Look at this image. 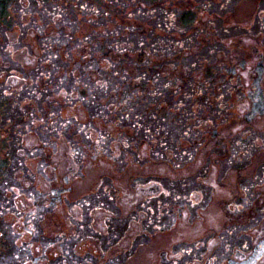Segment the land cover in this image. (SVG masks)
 I'll list each match as a JSON object with an SVG mask.
<instances>
[{
  "label": "flooded vegetation",
  "instance_id": "1",
  "mask_svg": "<svg viewBox=\"0 0 264 264\" xmlns=\"http://www.w3.org/2000/svg\"><path fill=\"white\" fill-rule=\"evenodd\" d=\"M250 8L245 23L247 36L227 40L242 41L244 46L242 62L239 68L234 67L242 91L227 94L244 95V104L234 108L236 114L234 104L216 109V124L210 125L208 132L202 129V139L195 149L198 156L177 161L168 148L156 156L155 144L169 139L160 131L162 140H157L159 128H155L153 115L145 119L135 110L109 109L110 113L117 112V120L99 129V189L92 187L91 160L86 163L76 158L77 162L60 173L56 111L50 113V136L39 131L40 127L45 129L39 124L45 113L44 85L51 79L52 87L55 80L58 84L59 51L54 38L52 46L23 47L10 53L16 59L14 63L22 67L20 77L12 79L24 92L21 99L31 108L26 115L23 110L20 143L25 150L20 165L25 171L20 173L19 200L10 197L7 207L10 229H16V224L35 228L33 234L22 235L21 245L25 247L21 264H57L59 240L78 236L83 240V251L72 249L70 262L67 256L71 246L61 245L65 264H264V0ZM51 9L54 12L48 15L46 28L57 26L62 22L59 15L64 16L57 8ZM50 34H54L52 30L48 38ZM11 46L18 45L14 42ZM19 56L24 59L19 60ZM100 67L99 79L94 80L102 92L107 86V66L100 63ZM49 92L51 99L58 100L53 89L46 94ZM218 97L222 99V95ZM70 114L71 122H78L76 110ZM82 132L90 137L98 130L91 125L79 126L78 133ZM42 135L47 142L41 141ZM48 143L55 148L51 156L37 154L39 148H48ZM212 145L217 153L211 151L212 155L206 156L207 146L213 150ZM129 148L136 162L133 157L128 161L129 154L121 157ZM85 151L90 158V150ZM172 160L177 163L172 165ZM139 161L144 163L139 165ZM172 168L182 172L173 173ZM65 180L71 181V187L60 192V183L66 184ZM73 185L79 188L72 189ZM60 195L69 205L81 200L83 204L60 205ZM44 224L47 231L37 237V230Z\"/></svg>",
  "mask_w": 264,
  "mask_h": 264
},
{
  "label": "rangeland",
  "instance_id": "2",
  "mask_svg": "<svg viewBox=\"0 0 264 264\" xmlns=\"http://www.w3.org/2000/svg\"><path fill=\"white\" fill-rule=\"evenodd\" d=\"M255 3H258V0H0V264H21L25 247L21 245L22 235L33 234L35 231L32 225L21 228L16 224V229H10L8 226L7 207L10 204V197L19 200L23 179L20 173L25 171L23 165H20L22 152L25 150L20 143L23 124H25L23 110L26 115L27 109H31L30 105H25V100L21 99L24 92L15 86L16 82L12 79L14 76L20 77L19 72L22 73V67L14 63L16 59H13L10 53L20 51L23 47L47 46V43L54 38V45L60 51L58 84L55 80L52 87V79L46 81L48 83L44 85L43 105L40 102L36 103L45 108L43 122L39 123L45 129L43 131L40 127L39 131L50 136L51 122H53L50 113L56 111V115H59L57 122L60 125L58 126L60 173H63L67 166H72V162H77V159L86 163L91 160L92 187L95 185V189H99V186L96 187V183H100L99 160L102 157V145L98 140L99 129L110 121L117 120V112L110 113L109 109L135 110V113H140L145 119L149 114L153 115L155 128H159L157 140H162L160 131L169 139L163 144H155L156 156L161 153L160 151L165 153V148H168L167 151L172 152L170 154L172 159L177 161L198 156L196 145L202 139L203 130L208 132L210 125L212 127L216 124V120L214 121L216 109L222 108L226 103L229 106L234 104L233 115L236 114L235 107L239 103L244 104V95L227 97V94L242 91L239 72H236L234 67L239 68L244 47L242 41L238 49L237 42L227 40L231 37L243 39L247 36L245 27L247 13ZM40 5L43 11L41 7L39 8ZM83 7H86V11ZM51 8H57L58 12H71L69 19L54 27L50 24L46 28L45 24L50 22L47 15L54 12ZM181 17L187 18L188 21L192 20L191 24L183 25ZM164 23H171L167 32L163 27ZM117 24L122 25L124 29L129 28L128 32L120 33L122 27ZM50 30L54 34L53 36L50 34L49 39ZM142 30L144 31L142 41L145 45L141 49L142 51L149 49L151 60L149 61H155V64L148 61L149 63L144 66L146 68L132 70L131 65L137 67L138 62L131 61V65L125 61L118 62L121 68L130 70V75L137 73L135 80L128 79L123 83L111 77L115 72L114 69L106 67V77L109 81L96 96L98 101H94L92 96L101 91V87L95 84L94 77L99 79L97 72L100 70V63L111 66L105 55L109 53L108 48L113 46L111 41L115 40V35L118 37L127 35L129 39L131 38L129 32L131 34L138 32L140 35ZM34 33L37 35L35 36ZM86 39L92 42L86 43ZM133 41L135 40H132V45ZM14 42L17 43L18 49L11 46ZM20 45L22 46L19 47ZM86 45H90L91 50H86L84 47ZM159 45L165 52H161L160 55L164 59L157 61L155 76L154 49H158ZM172 46L184 55L179 62H176L175 56L169 53ZM83 51H93L98 54L91 55L94 60L89 58L84 61ZM22 57L19 56L18 59L23 60ZM163 60L165 62H162ZM175 62L177 68L171 69V64ZM232 69L235 72H232ZM158 72L161 75H158ZM143 74H148L143 76L148 92L142 88L143 79L140 77ZM52 89L58 100L51 99L52 92L46 94L47 90ZM224 94L226 97L223 96ZM219 95H222L221 100H218ZM74 96L77 97L76 100H73ZM72 110H76L78 122H71L69 115H73L70 114ZM100 111L105 112L100 115ZM104 114H107V117L103 116ZM74 124L77 126H71ZM84 125L97 128V134L88 138L83 132L78 133L79 126ZM43 138L41 141L47 142V138L45 136ZM85 148L90 150V158ZM213 148L212 150L211 146H207L204 154L212 155L211 151L217 153L215 147ZM54 150L55 148L48 143V148H39L37 154H44L46 157L49 154L50 157ZM173 154L176 156L174 157ZM125 155L129 157L128 161L132 160V157L135 162L137 161L132 149L126 150L121 157ZM36 157L34 155L33 159ZM143 163L144 161H139V165ZM175 163L177 162L172 160V165ZM190 171L194 172L192 169ZM171 172H182V170L172 168ZM62 182L64 181L60 183V192L71 187V181L65 180L66 184ZM188 182L186 181V184ZM177 185L179 187V184ZM76 188L79 187L72 186V189ZM70 194L77 195L75 192ZM62 204L69 205L60 195V205ZM75 204L82 205L83 201ZM20 223L23 224L21 220ZM40 227L37 230L39 234L37 237H42L47 231L45 224V228L43 225ZM59 241L60 256L57 257V264L66 263L63 256L65 252L61 245L71 246L70 255L67 256L68 262L71 260L72 249L83 251L80 248L84 245L81 236L71 239L61 238Z\"/></svg>",
  "mask_w": 264,
  "mask_h": 264
},
{
  "label": "trees",
  "instance_id": "3",
  "mask_svg": "<svg viewBox=\"0 0 264 264\" xmlns=\"http://www.w3.org/2000/svg\"><path fill=\"white\" fill-rule=\"evenodd\" d=\"M182 18L183 17H181V19ZM191 22H192V20L188 21L187 18H183V21L181 23L186 26L188 24H191ZM170 24H168V23H164L163 24L165 32L169 31V29L171 27ZM117 25L122 27V29H120V33H125L124 31L128 32L129 28L124 29L122 25H120V24H117ZM180 33L182 34V31ZM128 34H129V36L131 35L130 37H134V40L136 41V43L133 46L131 45V43L128 41L127 38H123L122 37L121 42H123V43H121V44L117 40L112 41L113 46L109 48V53L107 54L108 59L111 60V64H112V67H113L112 69H114V71H115V72H113V74H112L113 76L112 77H114L115 80H118L119 82H122V83L127 81L128 79L135 80V75H137V73L135 75L134 74L130 75L129 74L130 70L127 69V68H125V69L121 68L120 65L119 66L117 65V62H119V61H123L124 62V60L128 61V62L136 61V62H138V66L135 67V66L131 65L130 68L132 70H136L138 68V70H139L140 67L146 66L148 64V61L150 60L149 59V49H144V51H142L143 45H145L144 42L142 41V38H143L142 35L144 34V31L142 30L140 35L138 34V32L135 33V34L134 33L131 34V32H129ZM165 34H167V33H165ZM124 36H127V35H124ZM124 45L126 46L125 48H124ZM141 47H142V49H141ZM239 48L240 47H238V49ZM162 49H163V47L161 45H159L158 49H156V50L154 49V51H156V53L154 52L155 53V59H156V66H155V69H154V75L155 76H156L157 61H159L161 59H164V57L160 56L162 54L161 52H165V50L164 49L162 50ZM129 53H131V54H129ZM169 53H171V55L175 56L176 62H179L181 56H184L180 51H177L176 49H173V46L171 48V51H169ZM147 55H148V60H147ZM153 62H155V61H153ZM162 62H165V60H163ZM176 62L171 64V66H170L171 69L177 68ZM168 63H170V62L168 61ZM144 68H146V67H144ZM121 69H123L122 72H121ZM140 69L142 70V68H140ZM151 69H153V68H151ZM151 69H149V70H151ZM179 69H181L180 66H179ZM147 75L148 74H143L140 78L143 79L142 88H145L147 90V92H148V87H147V84H144V77H143V76H147ZM158 75H161L160 72H158ZM137 92L139 93L140 90H138Z\"/></svg>",
  "mask_w": 264,
  "mask_h": 264
}]
</instances>
